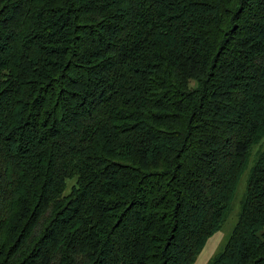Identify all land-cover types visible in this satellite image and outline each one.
<instances>
[{
    "label": "trees",
    "instance_id": "obj_1",
    "mask_svg": "<svg viewBox=\"0 0 264 264\" xmlns=\"http://www.w3.org/2000/svg\"><path fill=\"white\" fill-rule=\"evenodd\" d=\"M248 168L209 264H264V0H0V264H193Z\"/></svg>",
    "mask_w": 264,
    "mask_h": 264
},
{
    "label": "rangeland",
    "instance_id": "obj_2",
    "mask_svg": "<svg viewBox=\"0 0 264 264\" xmlns=\"http://www.w3.org/2000/svg\"><path fill=\"white\" fill-rule=\"evenodd\" d=\"M259 148V145L255 146L252 150L251 157L249 160V167L252 165L256 152ZM249 168L243 173L239 181L236 195L233 199L231 212L228 216V219L222 226V228L216 232L211 238L208 239L204 249L201 251L196 261L193 264H209L210 261L218 254L224 247L228 238L230 237L232 230L238 220V216L241 209V199L245 193L247 179H248ZM75 183L74 179L68 181L67 190L69 191L72 185Z\"/></svg>",
    "mask_w": 264,
    "mask_h": 264
}]
</instances>
